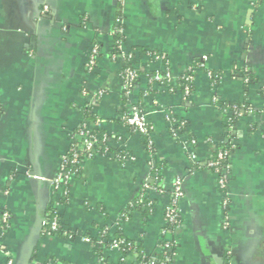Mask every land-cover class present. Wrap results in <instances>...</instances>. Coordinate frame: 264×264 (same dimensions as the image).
I'll list each match as a JSON object with an SVG mask.
<instances>
[{
	"label": "crops",
	"instance_id": "1",
	"mask_svg": "<svg viewBox=\"0 0 264 264\" xmlns=\"http://www.w3.org/2000/svg\"><path fill=\"white\" fill-rule=\"evenodd\" d=\"M115 34L138 73L129 93ZM156 73L171 82H150ZM187 73L185 94L175 87ZM134 106L148 144L122 120ZM235 107L220 188L209 163ZM263 125L264 0H0V264H137L136 251L97 256L116 230L150 259L172 243L171 264H264ZM83 129L103 151L81 160L65 196L50 180ZM50 211L60 234H43Z\"/></svg>",
	"mask_w": 264,
	"mask_h": 264
},
{
	"label": "built area",
	"instance_id": "2",
	"mask_svg": "<svg viewBox=\"0 0 264 264\" xmlns=\"http://www.w3.org/2000/svg\"><path fill=\"white\" fill-rule=\"evenodd\" d=\"M115 49H117V55H113L114 58H122L123 60H130L132 57L125 56L121 53V43L115 42ZM97 47H93L92 54L89 57V61L87 63V68L91 69L95 64V55L97 54ZM201 67H203V64H201ZM122 83H123V90L126 93H129L130 90L133 88L137 78L138 73L134 68H126L123 70V73L121 74ZM185 83L187 85L184 87V93L188 94L189 92V85L193 80L192 75H185L183 76ZM150 82L154 83H170L171 77L169 73H156L150 78ZM189 84V85H188ZM122 120L126 126H128L130 129L135 131L136 133L140 134L141 136H148L149 135V126L147 125L146 119L137 107H131L128 113H126ZM80 142L73 145L71 150L69 151L70 154V164L74 165L75 168L73 170H65L66 165L68 164V159L65 157L62 161L61 168L59 169L56 176L50 180L51 185L54 189L60 190L63 195L66 196L67 193V185L69 182V179L76 175L78 172V165H80L81 160H88L92 158L94 155L100 152L102 142L101 140L93 135L92 132L83 129L79 133ZM225 153H219L217 157V161L209 163V167L213 169L214 173L218 176V174L221 173L220 170H218V161L224 157ZM33 179L36 180H44L42 178L32 176ZM218 184L220 188H224L226 184V176L225 172H222L221 176L218 177ZM183 198V191H182V181L180 179H177L172 188L171 192V199H169V204L165 211V223H172L177 224L178 218H179V204L181 199ZM8 220V215L3 214L2 215V222L6 226ZM59 230V224L56 220V218H53V220L48 225V231L46 235L50 236L53 233H56ZM86 242H90L89 239H85ZM119 246V243L116 241H112V247L111 249H117ZM170 244L166 243L165 248L169 249ZM150 263L148 264H154L155 259H150ZM8 264H12L11 261L8 262Z\"/></svg>",
	"mask_w": 264,
	"mask_h": 264
},
{
	"label": "trees",
	"instance_id": "3",
	"mask_svg": "<svg viewBox=\"0 0 264 264\" xmlns=\"http://www.w3.org/2000/svg\"><path fill=\"white\" fill-rule=\"evenodd\" d=\"M114 41L115 42L118 41V42L121 43L120 35L115 34L114 35ZM114 51H113V55L116 54V49H114ZM142 53H143V51H140L139 54H142ZM124 62H125V67H124L123 70H125L126 68H133L132 58L130 60H126V61L124 60ZM123 70H122V73H123ZM189 74L192 75V73H187L186 76L189 75ZM186 85H187V83H185L184 78L181 77L178 80V84H177V86L175 88L179 89L181 92H183L184 87ZM240 110H241L240 107H239V109L237 107L233 108V114L231 116H227L225 118V121H224V131H225L226 142L223 143L218 148L217 153L214 155V157L212 159V162L217 161L218 160L217 157H218L219 153H223V154L225 153L224 157L218 161V170L221 171V173L218 174V177L221 176L222 172H225V176L227 175L226 173L228 171L229 159H230V156H231V154L233 153V150H234L232 131H233L234 125L236 123L237 117H239L241 115V111ZM242 111L246 112V110H242ZM83 114H84V117H85L86 120H89L91 118L90 117L91 116L90 109H85ZM92 133H93V135H95L99 139H101L99 137L98 133H96V132H92ZM261 133H262V135L264 137V125L261 127ZM143 137L145 138V143L148 144L149 137L148 136H143ZM100 151H103V146H101ZM67 159L69 161H68V164L65 167V170L66 171L67 170H73L75 168V166L70 164V160H71L70 159V154L67 156ZM170 199H171V194H170ZM140 203H141V201L139 199L135 200L131 204V206L129 208H127L126 211L123 212V214L120 216L119 220L122 221V220L127 219L130 216V212H131L130 210L134 209V208H140L141 207ZM142 203L146 204V201L143 200ZM54 216H55V214L53 212H51V211L47 215L46 220H45L46 223H45V225L43 227V234L47 233L48 225L53 220ZM180 222H181V218H180V215H179L178 223L177 224L167 223L166 224V229L169 230V231H173L175 228H177L180 225ZM56 233L57 234L61 233L60 228H59V230ZM101 240H102V243L99 245L98 250H96V254H97L98 257L101 256V252H102V250L104 248L111 249L112 241L114 240V241L119 243V246H118L117 250L120 253L124 254V253L129 252V251H136V253H137V260H136L137 264H148V263L151 262L150 261V256H146L140 249H138V247H134V245L131 242H129L127 239H125L122 236V234L120 233L119 230H116V232L113 234L111 239L109 238V235L107 234V232L101 234ZM90 241L93 244L97 242V240L95 238H90ZM174 248H175V246L172 245V243H170L169 249H166V248L163 247V250L155 256L154 264H171V258H172V254L174 253Z\"/></svg>",
	"mask_w": 264,
	"mask_h": 264
}]
</instances>
